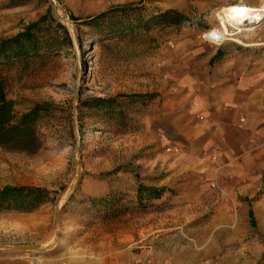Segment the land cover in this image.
I'll return each instance as SVG.
<instances>
[{"label":"rangeland","instance_id":"rangeland-1","mask_svg":"<svg viewBox=\"0 0 264 264\" xmlns=\"http://www.w3.org/2000/svg\"><path fill=\"white\" fill-rule=\"evenodd\" d=\"M233 5L264 0H0V42L45 20L38 51L1 65L16 120L43 111L36 152L0 147V188L55 196L0 211V249L49 264L68 239L93 244L102 264H264V214H212L220 188L195 163L226 55L264 41V16L247 26L220 17ZM167 9L189 20L140 27ZM96 98L100 107L85 104ZM141 183L169 195L140 205Z\"/></svg>","mask_w":264,"mask_h":264},{"label":"crops","instance_id":"crops-1","mask_svg":"<svg viewBox=\"0 0 264 264\" xmlns=\"http://www.w3.org/2000/svg\"><path fill=\"white\" fill-rule=\"evenodd\" d=\"M259 41L253 42L252 49L226 55L223 77L212 83L215 98L204 106L205 135L197 146L195 163L200 164L202 157L206 184L217 182L220 188L215 199L207 198L210 207L216 204L212 214H264V50L257 51L264 41ZM221 51L222 55L224 48ZM169 191L166 187L160 200ZM89 246L67 239L56 255L59 258L49 264H102L94 245ZM0 264L31 263L22 251L3 248Z\"/></svg>","mask_w":264,"mask_h":264},{"label":"trees","instance_id":"trees-1","mask_svg":"<svg viewBox=\"0 0 264 264\" xmlns=\"http://www.w3.org/2000/svg\"><path fill=\"white\" fill-rule=\"evenodd\" d=\"M105 15L106 13H103L95 17L96 24H99ZM43 19L28 25L23 32L0 42V147L8 150L33 153L40 147L36 121L43 107L37 105L16 120L15 102L8 96L6 77L1 71V65L38 51L39 38L36 31L45 21ZM187 20L188 15L177 9L160 10L150 19H140V27H149L150 24H181ZM218 55L219 53L216 57ZM102 102L104 100L96 98L85 104L91 108H98ZM165 191L166 187H153L141 183L137 190L139 204L145 205L143 204L145 201H158ZM54 200L53 192L45 187L5 185L0 188V211L31 212Z\"/></svg>","mask_w":264,"mask_h":264},{"label":"bare ground","instance_id":"bare-ground-1","mask_svg":"<svg viewBox=\"0 0 264 264\" xmlns=\"http://www.w3.org/2000/svg\"><path fill=\"white\" fill-rule=\"evenodd\" d=\"M224 21H232L240 25H248L261 20L264 16V8H253L245 5H233L223 9L219 13Z\"/></svg>","mask_w":264,"mask_h":264}]
</instances>
